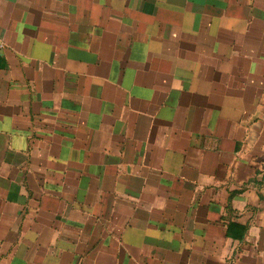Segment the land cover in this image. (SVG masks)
Masks as SVG:
<instances>
[{
    "label": "crops",
    "instance_id": "crops-1",
    "mask_svg": "<svg viewBox=\"0 0 264 264\" xmlns=\"http://www.w3.org/2000/svg\"><path fill=\"white\" fill-rule=\"evenodd\" d=\"M0 264H264V0H0Z\"/></svg>",
    "mask_w": 264,
    "mask_h": 264
},
{
    "label": "trees",
    "instance_id": "trees-1",
    "mask_svg": "<svg viewBox=\"0 0 264 264\" xmlns=\"http://www.w3.org/2000/svg\"><path fill=\"white\" fill-rule=\"evenodd\" d=\"M240 235H242V234H240Z\"/></svg>",
    "mask_w": 264,
    "mask_h": 264
}]
</instances>
